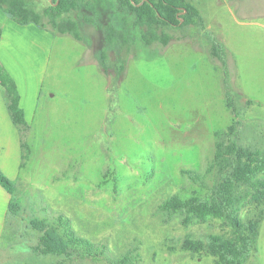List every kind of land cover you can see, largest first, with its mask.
Returning a JSON list of instances; mask_svg holds the SVG:
<instances>
[{
    "label": "rangeland",
    "instance_id": "obj_1",
    "mask_svg": "<svg viewBox=\"0 0 264 264\" xmlns=\"http://www.w3.org/2000/svg\"><path fill=\"white\" fill-rule=\"evenodd\" d=\"M52 1L28 2L42 13ZM187 1L204 26L166 29L172 36L166 47L143 45L134 15L117 0L70 15L90 19L82 21V41L35 25L50 33V53L39 63L36 48L27 43L21 51L25 70L36 77L41 70L40 98L29 128L16 127L20 147L7 152L19 157L18 180L0 170L15 187L16 206L0 264H111L125 254L131 264H217L183 250L182 241L231 238L233 230L216 219L184 223L185 214L170 216L160 206L174 195L210 196L221 180L216 170L207 172L217 143L264 151L261 106L231 96L243 82L250 97L264 101V59L255 66L262 60L257 55L264 56V0ZM113 14L125 19V28ZM107 24L123 31L122 40L106 43L99 26ZM214 45L220 56L225 46H235L233 67L225 56L211 55ZM0 121H7L3 110ZM184 171L203 178L193 181ZM256 213L246 202L240 217L246 222ZM59 218L99 249L97 257L41 255V234L30 223L47 221L63 233ZM260 226L256 253L246 264H264V219Z\"/></svg>",
    "mask_w": 264,
    "mask_h": 264
},
{
    "label": "trees",
    "instance_id": "obj_2",
    "mask_svg": "<svg viewBox=\"0 0 264 264\" xmlns=\"http://www.w3.org/2000/svg\"><path fill=\"white\" fill-rule=\"evenodd\" d=\"M29 0H0L2 10L11 20L20 25L33 24L41 29L57 31L62 35L69 34L77 41H82L80 34L82 21L89 23L87 17L73 18L70 15L79 13L82 9L95 11V6L105 0H53L42 11L36 12ZM119 9H125L134 15V25L140 30V40L145 46L159 44L166 47L172 36L166 29L199 26L203 27V19L195 6L187 0H117ZM106 4V3H105ZM108 5V4H107ZM122 27H126L124 18L118 19ZM106 43L114 44L122 40V32L111 25H101ZM127 43V40H124ZM219 46L214 45L210 51L217 60H224L226 50L220 56ZM220 48V47H219ZM123 71V66L120 67ZM0 87L7 97V105L14 125L25 127L24 111L20 108V97L16 85L10 75L0 66ZM233 129L230 130V133ZM216 170L221 179L213 187L208 198L192 195L181 198L170 196L160 206L167 215L185 214L184 223L191 221L205 222L210 219L223 221L233 230L231 238L219 235H209L204 240H195L187 236L182 241L183 250L193 255L206 254L215 259L217 264H246L250 254L256 250L260 225L264 219V152L257 149L241 147L235 141L219 142L215 145V153L207 172ZM193 181H201L203 175L184 171ZM0 186L11 196L10 212H16L12 202L15 187L0 173ZM246 202L257 208L252 218L243 222L240 217L242 207ZM58 224L64 227L59 233L58 225L53 226L47 221H33L32 229L40 232V253L43 256H55L71 259L73 256L97 257L99 249L88 241L77 238L68 228L67 220L58 219ZM87 246V247H86ZM111 264H131L130 254L114 260Z\"/></svg>",
    "mask_w": 264,
    "mask_h": 264
},
{
    "label": "crops",
    "instance_id": "obj_3",
    "mask_svg": "<svg viewBox=\"0 0 264 264\" xmlns=\"http://www.w3.org/2000/svg\"><path fill=\"white\" fill-rule=\"evenodd\" d=\"M34 27L35 25L33 24L20 25L11 20L2 10H0V66H2L10 75L16 85L20 97L19 105L24 111L26 122V126L23 127V129L29 128V124L33 121L35 115L36 104L40 98L38 86L40 87L41 84V70L38 71V77L33 74L29 67L25 70V55H23L21 51H25L24 47L27 46V43L30 45V48L31 46L36 48L39 63H43L44 58L50 53V33L45 31L40 32ZM225 50V63H230L233 67L235 58L234 50H236L235 46H225ZM257 57L262 58V60L258 62L255 61V66L261 65L260 63H263L262 61L264 59L262 54H258ZM11 62L13 64H11ZM19 68L22 70V75L19 74ZM230 72V83H233L236 79L233 76L232 69ZM240 78L242 82L241 74L239 75V81ZM242 84L237 92H234L231 95L233 102L236 99L235 97L239 95V97H244L243 99L257 102V104L261 106L259 113L264 112V101L260 100L261 97L254 95H252L253 97H250V94L245 92ZM230 87L233 88V84H230ZM7 104V97L4 96L0 87V111L2 112L3 110V113L7 116L6 122L0 121V170L8 178L18 180L20 171L19 157H9L7 152H10L11 148H14L13 145H16V148L20 147V135L16 128L17 126L14 125L13 121L10 119L11 117ZM10 200L11 196L0 186V244L4 238V230L10 213ZM255 253L256 250L250 254L249 259H251V255Z\"/></svg>",
    "mask_w": 264,
    "mask_h": 264
}]
</instances>
